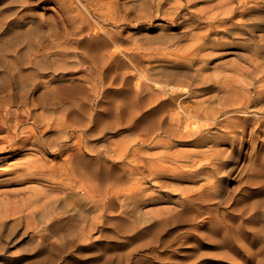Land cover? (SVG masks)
<instances>
[{
  "label": "rangeland",
  "instance_id": "1",
  "mask_svg": "<svg viewBox=\"0 0 264 264\" xmlns=\"http://www.w3.org/2000/svg\"><path fill=\"white\" fill-rule=\"evenodd\" d=\"M223 1L0 0V264H264V0Z\"/></svg>",
  "mask_w": 264,
  "mask_h": 264
},
{
  "label": "bare ground",
  "instance_id": "2",
  "mask_svg": "<svg viewBox=\"0 0 264 264\" xmlns=\"http://www.w3.org/2000/svg\"><path fill=\"white\" fill-rule=\"evenodd\" d=\"M177 1V0H176ZM221 1V0H220ZM230 1V0H229ZM161 2H163V1H161ZM226 2H228V0H224L221 4H220V8H222L223 10L225 9L224 7V4L226 3ZM241 3H242V1H241ZM180 4V3H179ZM218 5V4H217ZM183 6H185V5H183ZM231 6V5H230ZM208 7V6H207ZM170 8V7H169ZM206 8V7H205ZM204 8V9H205ZM219 8V9H220ZM212 9V8H211ZM232 9H233V7H232ZM202 10V9H201ZM200 10V11H201ZM207 10V9H206ZM205 10V11H206ZM216 10V9H215ZM223 10H221L222 12H223ZM231 10V9H230ZM205 11H204V13H205ZM208 11V10H207ZM219 11V10H218ZM218 11H213V10H211L209 13H208V15L206 16L208 19H209V22H210V24L208 25V26H206L207 28H205V29H203V31H200V32H197V33H194L193 34V36L191 35V37H193V40H192V42L189 44V48H187L186 50H185V52H183V53H185V55H187V54H191L192 56H193V58L192 59H196V56L200 53V51L202 50V49H206L207 48V45H208V39H209V36H210V34H211V32H213L214 31V29H218V28H215L213 25L214 24H212V22L219 16V13L221 12H219L218 13ZM225 11V10H224ZM221 12V13H222ZM228 12V11H227ZM202 13V12H201ZM200 13V14H201ZM226 12H224V13H222V15L223 14H225ZM234 13V12H233ZM177 14V13H176ZM203 14V13H202ZM221 15V14H220ZM221 15V16H222ZM200 16V15H199ZM205 16V15H204ZM203 16H201V18H202ZM226 17V16H225ZM228 17H229V15H228ZM227 17V18H228ZM233 17V16H232ZM205 17H203V19H204ZM172 19V18H171ZM264 19V18H263ZM205 20H207L206 18H205ZM219 20V19H218ZM223 20V19H222ZM204 21V20H203ZM224 21V20H223ZM218 22H220V21H218ZM221 23H222V21H221ZM224 23V22H223ZM227 23V22H226ZM226 23H225V25H226ZM197 24V23H196ZM218 25H220V24H218ZM217 25V26H218ZM228 26H229V24H227ZM233 25V24H232ZM227 26V27H228ZM233 27V26H232ZM235 27V26H234ZM229 28H230V26H229ZM221 30H222V28H220ZM220 29H219V31H220ZM224 29V28H223ZM226 29V28H225ZM226 31V30H225ZM195 32V31H194ZM193 33V32H192ZM218 33V32H217ZM178 36V35H177ZM177 36H176V38H177ZM190 36V35H189ZM182 37V36H181ZM186 37V36H185ZM180 38V37H179ZM212 38V37H211ZM211 40V39H210ZM189 42V41H188ZM208 42V43H207ZM221 43V42H220ZM210 45V44H209ZM208 45V46H209ZM212 45V44H211ZM209 50V49H208ZM203 51V50H202ZM256 53V52H255ZM257 53H258V50H257ZM195 57V58H194ZM184 62V61H183ZM189 63V62H188ZM192 63V62H191ZM206 66V65H205ZM241 67V66H240ZM244 70V69H243ZM246 71V70H245ZM184 72V71H183ZM240 72V71H239ZM194 74V73H193ZM190 75V74H189ZM188 75V76H189ZM192 75V74H191ZM201 76V75H200ZM174 77V76H173ZM193 78V77H192ZM207 78V77H206ZM184 79H186V76H185V78ZM255 80H257V78H254ZM170 80V79H169ZM182 80V79H181ZM171 81H172V79H171ZM187 81V80H186ZM193 81V80H192ZM227 81H229V79L227 80ZM233 81V80H232ZM237 81V80H236ZM168 82V81H167ZM173 82V81H172ZM200 82V81H199ZM217 82V81H216ZM226 82V81H225ZM176 83H178V82H176ZM179 83H180V81H179ZM178 83V84H179ZM205 83V82H204ZM224 83V82H223ZM219 84H221V83H219ZM232 84V83H231ZM236 84V83H235ZM242 84V83H241ZM204 85V84H203ZM227 85H229V84H227ZM222 86V85H221ZM238 86H240V83L238 84ZM242 86V85H241ZM240 86V87H241ZM229 88L231 89L230 90V94L231 93H233V91H239V89H235V88H233V86L231 85V86H229ZM227 90H228V88H227ZM225 92H226V90H224ZM174 92V91H173ZM229 92V91H228ZM245 94H247V93H245ZM175 95V94H174ZM190 95V94H189ZM217 95V94H216ZM219 95V94H218ZM232 95V94H231ZM237 95V94H236ZM180 96V95H179ZM226 97H229V96H227V95H225ZM176 97V95L174 96V98ZM173 98V99H174ZM182 98V97H181ZM186 98V97H185ZM222 100V99H221ZM174 101H176V100H174ZM174 101H172V102H174ZM198 101V100H197ZM250 99L246 96V95H238L235 99H225L223 102V104L224 105H222V108L224 109H222L223 110V113L224 112H226V110L227 109H229V107L231 106V107H244L247 103H250ZM168 102H169V100H168ZM178 102V101H177ZM259 103V102H258ZM181 104H182V102H181ZM184 104V103H183ZM252 104V103H251ZM199 105V104H198ZM205 106L204 107H200V106H194L195 108L194 109H189V108H186V109H183V113L185 114L184 116H183V113L181 114V112H179V115H178V121H181V122H183L182 124H184V122L186 123V127H188V132H185V134H188V135H190V130H191V117L192 116H195V118L196 117H198L199 118V116L202 114V111L205 109V114L206 115H211L210 113H208L209 111V107L207 108L206 107V104H204ZM209 105V104H208ZM186 106V105H185ZM246 107V106H245ZM185 108V107H184ZM212 107L210 106V112L211 113H213L214 111H211L212 109H211ZM7 110V109H6ZM218 111H221V110H218ZM217 111V112H218ZM6 112V111H5ZM21 112V111H20ZM24 112H25V110H24ZM29 112V111H28ZM177 112V113H178ZM12 113V112H11ZM219 113V112H218ZM32 114V113H31ZM217 114V113H216ZM14 115H15V111H14ZM213 115V114H212ZM0 116H1V113H0ZM13 116V115H12ZM28 116V115H27ZM218 116V115H217ZM14 117V116H13ZM25 117H26V115L24 114V113H17L16 114V118H17V122H16V124H21L23 121H24V119H25ZM183 117H185L184 118V120L182 121V119H183ZM209 117V116H208ZM12 119V118H11ZM2 120H4V119H1L0 120V132L2 133V131H4L5 129L4 128H6L7 127V125H6V127H4L3 126V124L5 125V120L1 123V121ZM229 120V119H228ZM226 123H227V121H226ZM214 124V123H213ZM244 127V126H243ZM246 127V126H245ZM12 128V127H11ZM34 129V128H33ZM185 129V128H184ZM15 129H13L12 131H14ZM6 131H8V134L6 133V135H0V142H4V141H6V140H13V139H15V138H17V133H15V132H11V130H6ZM45 131V130H44ZM31 132V131H30ZM34 132V131H33ZM24 134V133H23ZM195 134H197V133H195ZM9 136V137H8ZM181 136V135H180ZM8 137V138H7ZM20 137V136H19ZM22 137V136H21ZM28 138V137H27ZM25 139V138H24ZM22 140V142H26L28 139H26V140ZM35 142V141H34ZM8 145V144H7ZM7 146L5 145V144H3V143H1L0 144V153L1 152H4L5 151V148H6ZM199 154V153H198ZM12 156V155H11ZM1 158H3V157H0V160H1ZM43 160V159H42ZM1 163V162H0ZM48 166V165H47ZM37 167V166H36ZM24 170V169H23ZM22 179V178H21ZM13 180V179H12Z\"/></svg>",
  "mask_w": 264,
  "mask_h": 264
}]
</instances>
